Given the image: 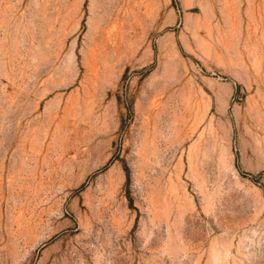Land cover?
I'll use <instances>...</instances> for the list:
<instances>
[{
	"label": "rangeland",
	"instance_id": "rangeland-1",
	"mask_svg": "<svg viewBox=\"0 0 264 264\" xmlns=\"http://www.w3.org/2000/svg\"><path fill=\"white\" fill-rule=\"evenodd\" d=\"M0 264H264V0H0Z\"/></svg>",
	"mask_w": 264,
	"mask_h": 264
}]
</instances>
